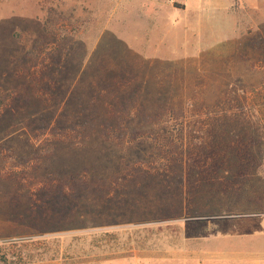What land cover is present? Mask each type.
Returning <instances> with one entry per match:
<instances>
[{
  "label": "rangeland",
  "instance_id": "rangeland-1",
  "mask_svg": "<svg viewBox=\"0 0 264 264\" xmlns=\"http://www.w3.org/2000/svg\"><path fill=\"white\" fill-rule=\"evenodd\" d=\"M181 129L264 164V0H0V264H264V183L185 194Z\"/></svg>",
  "mask_w": 264,
  "mask_h": 264
},
{
  "label": "trees",
  "instance_id": "trees-1",
  "mask_svg": "<svg viewBox=\"0 0 264 264\" xmlns=\"http://www.w3.org/2000/svg\"><path fill=\"white\" fill-rule=\"evenodd\" d=\"M182 134L184 135L183 129L175 139H180L179 151L184 152L185 149L182 168L185 174V178H183L185 194L204 191L208 196L210 195V199L238 196L242 195L247 188H253L257 183H264V164L254 156L252 152L254 144L251 141L243 142L239 138L233 137L234 139L231 138L227 146L220 148L216 145H205L201 132H199V136L192 137V140L198 143L196 146L198 149H190L189 142L182 144ZM185 134L184 138L189 140V132H185ZM176 153H178L177 148ZM176 159L178 160L179 156ZM169 163L168 165V161L164 160L163 166L161 170H157V174L167 175L166 170L172 164ZM18 255L20 260L31 259L29 255L22 252L21 255ZM10 258L8 261L7 254H5L1 257V261L5 264L16 263L14 254H10Z\"/></svg>",
  "mask_w": 264,
  "mask_h": 264
}]
</instances>
